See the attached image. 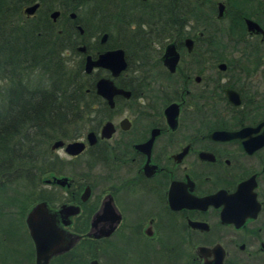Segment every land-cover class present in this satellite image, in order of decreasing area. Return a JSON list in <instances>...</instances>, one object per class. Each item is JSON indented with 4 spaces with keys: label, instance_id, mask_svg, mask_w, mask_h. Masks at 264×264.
<instances>
[{
    "label": "flooded vegetation",
    "instance_id": "flooded-vegetation-1",
    "mask_svg": "<svg viewBox=\"0 0 264 264\" xmlns=\"http://www.w3.org/2000/svg\"><path fill=\"white\" fill-rule=\"evenodd\" d=\"M33 2L26 16L41 10L33 0L22 11ZM93 9L94 50L78 42L80 52L121 47L126 65L118 75L90 72L94 82L108 76L130 93L115 94L112 106L99 95L103 118L72 138L83 147L67 155L81 158L84 173L32 174L37 198L18 218L1 214L0 264H203L214 259L212 248L222 250L223 264H239L236 250L264 253V0H94ZM78 10L55 7L48 16L70 24ZM82 18L73 23L78 32ZM168 43L177 52L172 71L161 59ZM127 66L144 68V99L135 115L114 123L111 113L136 93L122 75ZM170 103L173 125L164 113ZM107 120L112 132L101 135ZM143 141L144 151L135 146ZM56 187L61 199L51 200ZM37 202L46 208L39 234L54 238L30 234L25 218ZM13 228L27 241H5ZM53 244L64 247L52 252Z\"/></svg>",
    "mask_w": 264,
    "mask_h": 264
},
{
    "label": "trees",
    "instance_id": "trees-1",
    "mask_svg": "<svg viewBox=\"0 0 264 264\" xmlns=\"http://www.w3.org/2000/svg\"><path fill=\"white\" fill-rule=\"evenodd\" d=\"M30 1L0 0V74L7 80L0 103V201L22 209L27 199L37 198L32 174L64 170L49 144L94 128L107 111L94 91L97 74L84 72V53L75 49L85 42L87 51L94 50L89 22L79 10L70 24L48 16L52 8L80 9L89 0H39L41 10L26 16L22 6ZM79 17L82 33L73 25ZM118 44L127 53L126 44ZM32 69L45 75L46 85L22 81L23 72Z\"/></svg>",
    "mask_w": 264,
    "mask_h": 264
},
{
    "label": "water",
    "instance_id": "water-1",
    "mask_svg": "<svg viewBox=\"0 0 264 264\" xmlns=\"http://www.w3.org/2000/svg\"><path fill=\"white\" fill-rule=\"evenodd\" d=\"M37 3L33 2L31 4L26 5L23 8L24 13L31 14ZM58 10L54 9L50 12V17L52 19L55 18L57 15ZM73 12H70V15H73ZM79 32L82 31V28L79 25H76ZM106 37V33H102L100 40L103 41ZM186 43H190L189 39L185 40ZM76 50L78 51H84L85 47L83 44L77 45ZM162 62L163 64L168 68L169 71H172L174 69V65L177 60V52L174 50L173 43H168L165 46L164 52L162 54ZM126 61L124 59L123 50L121 47H114L105 49L99 53L96 54L95 57H91L89 53H86L83 58V70L85 73H89L93 67H103L107 69L110 73L111 77H114L118 75V73L125 68ZM111 77L108 76H100L98 77L94 82L95 92L102 96L107 104L109 106L113 105V99L112 97L115 94H121L124 96H128L130 91L127 89H124L122 87L116 86L112 80ZM174 103H170L164 108V113L166 116V119L170 125H173L175 123V116H176V107L174 106ZM120 125L126 126L127 120L125 118L120 120ZM113 126L112 123L107 120L103 123L101 126V135H109L112 132ZM93 131L89 130L86 132V139L88 142H92L94 139ZM140 150L144 151V141L140 142L135 145ZM61 147L63 152L68 155H74L77 154L83 147V141L80 139H70L67 141H64L61 138L54 139L51 144L50 148L55 149ZM144 167V166H143ZM65 176H61L58 178H55L57 182H63L65 180ZM62 209L65 210L67 208L73 207L71 204H63ZM75 210V209H74ZM46 208L44 206L43 202H37L28 210L26 214V224L29 228L31 236L34 238V241H40L37 238H42V241H45V238L49 239V237H53L54 235H47L39 234V231L44 228L45 224L43 223V220H38L39 216L43 217V214H45ZM44 219V218H43ZM64 247V246H61ZM60 246L55 247L53 244L52 246V252L55 250L61 248ZM214 252V259L210 262H203V264H223L222 263V250L220 248H212ZM90 264H98L94 260L90 262Z\"/></svg>",
    "mask_w": 264,
    "mask_h": 264
},
{
    "label": "rangeland",
    "instance_id": "rangeland-1",
    "mask_svg": "<svg viewBox=\"0 0 264 264\" xmlns=\"http://www.w3.org/2000/svg\"><path fill=\"white\" fill-rule=\"evenodd\" d=\"M92 7V1H85L83 3H81L79 12L80 14L83 16V21L84 19L87 20L90 24V27L92 30V33L95 34L94 30L97 27V23L94 19L93 16H91V8ZM36 13V12H35ZM34 13V14H35ZM60 20V19H59ZM113 31V30H112ZM112 35L115 36V32H112ZM122 35H120L119 37H121ZM155 43H154V47H155ZM122 75L124 76V78H130L131 77L133 79V83L135 86V96L130 99L129 101H124L121 104H119L118 109L116 111H114V113H111L112 117V121L114 123L117 122V120L122 116V115H126L128 117H132L133 115H135V113L133 111H136L137 106L136 104L142 103V100L144 99V68L140 69L139 67H131L125 71H123ZM23 79L22 81L24 83H26L27 85H32V84H41V85H46L47 80L44 74L40 73L39 70L37 69H32V70H27L26 72H23L22 74ZM137 84H136V83ZM7 85V80L6 78L2 77V74H0V103L2 102V94L4 92V88ZM138 119H140V117L138 116V114H136ZM133 125H135V123H133ZM137 125V123H136ZM84 131H82V133L79 135L81 136L83 134ZM78 136V137H79ZM72 139V138H69ZM66 139V140H69ZM51 144V143H50ZM49 144V146H50ZM53 152L55 153V155L59 158V161L57 162L58 166H61V168H64L63 172L67 173H84L85 171L81 169L80 171V167H81V158L79 159H73L70 158L67 154H65L62 150L61 147L59 148H55L53 149ZM97 169H92L91 170V174L95 173ZM80 171V172H79ZM51 173L54 172H45L43 173L44 175H49ZM54 174H58V173H54ZM55 194L52 195L51 200H56L58 198V200H60L61 198L59 196L62 195V191L60 188L54 189L53 191ZM7 195V194H6ZM20 195L19 193H17V196ZM35 195H37V193H35ZM29 199H27L25 201V207L24 209L16 207L15 205H11L8 202L5 201H0V216H2L1 214H11L13 215V217L18 218L20 215H22V213L24 212L25 208L28 206ZM7 218V217H5ZM21 221V217L18 219ZM1 222V220H0ZM7 225V224H6ZM19 230V229H18ZM13 232H11L8 237H5V241H27L26 239H24V236L22 234V232L20 231L16 233L15 228L12 229ZM236 258L239 259V264H264V253H260L258 255H255V257L249 256L246 252H241L239 250H236V254L235 256ZM107 259V258H106ZM254 259V260H253Z\"/></svg>",
    "mask_w": 264,
    "mask_h": 264
}]
</instances>
